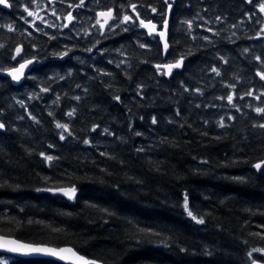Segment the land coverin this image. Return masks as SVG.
Masks as SVG:
<instances>
[{
	"label": "trees",
	"instance_id": "trees-1",
	"mask_svg": "<svg viewBox=\"0 0 264 264\" xmlns=\"http://www.w3.org/2000/svg\"><path fill=\"white\" fill-rule=\"evenodd\" d=\"M8 1L0 70L36 63L18 85L0 76V234L69 245L103 264L264 261L252 252L264 249V165L253 167L264 160V113L255 111L264 108V0ZM168 5L164 56L138 26H161ZM23 7H42L24 36ZM106 10L113 18L102 28ZM181 58L170 76L156 67ZM73 187L74 198L56 191ZM185 194L204 223L187 215Z\"/></svg>",
	"mask_w": 264,
	"mask_h": 264
},
{
	"label": "snow or ice",
	"instance_id": "snow-or-ice-1",
	"mask_svg": "<svg viewBox=\"0 0 264 264\" xmlns=\"http://www.w3.org/2000/svg\"><path fill=\"white\" fill-rule=\"evenodd\" d=\"M250 2H251V0H250ZM83 3H84V0H80V5H83ZM0 4L6 5V6H9V7L11 6L8 3V0H0ZM80 5H78V6H80ZM130 7H131L132 11L134 13H136L137 16H139V13L136 12L137 5L130 4ZM259 7H260V10L262 12H264V2H261L259 4ZM152 11L155 12L156 9L153 8ZM28 14L30 16L34 15L33 12H29ZM99 15L102 16V17H105L104 24H107L108 20L112 19V11L111 10H109L107 12H101ZM71 19H73V17H71V15L69 14V20H71ZM132 19H133L132 16L125 15L123 17V21L122 22L131 21ZM97 23L99 24L100 21L98 20ZM140 25L145 27V28H148L149 29V34H151L153 31H155V28H156V25L152 24L150 21L148 23H145L143 20H141L140 21ZM101 26H103V25H101ZM7 27L9 29H12V25H7ZM262 31H264V29H262ZM160 35L163 36L164 33L161 32ZM0 47H2V45H0ZM141 47H145V45H141ZM165 48H167V44H165ZM245 51H247V49H245ZM16 54L17 55L21 54V48L18 47L16 49ZM13 59H15V57H13ZM256 59L259 60L260 57H256ZM31 63H33L32 60H25L24 63L19 64L18 68H13V69L8 70L9 74L12 75V78L14 80H19L21 78V76L23 75V69L25 67H27V65H29ZM182 63H183V58L177 60L174 63L166 64L163 67L168 70V72L166 74H171V70L173 68L181 67ZM156 67L158 69H160L161 66L157 65ZM212 71L217 72V74H219V70L218 69L213 68ZM260 76H261L262 79H264V73H260ZM43 91H48V90L47 89H43ZM197 91H199V89H197ZM245 95L251 96V95H253V93L252 92H247V93H245ZM57 99H59V97H57ZM76 99L78 100L79 97H76ZM116 99L118 100L119 97L117 96ZM221 99H223V97ZM257 99H259V97H257ZM227 100L229 102H231L233 100V96L232 95L227 96ZM255 111L259 112V113H264V108H257V109H255ZM74 114H75V109H73L71 112L67 113L68 116H73ZM155 122H156L155 117H153V123H155ZM56 126H57V128H61V129H64V130H68V127H69L67 124H62V123H59V122H57ZM220 126L223 127L224 126L223 123H221ZM3 127H5V125L3 123H0V128H3ZM260 127H264V125H260ZM104 131H107V129H105ZM137 135H139V133H137ZM60 138L64 139V135L61 134ZM84 143L87 144V143H90V141L85 140ZM41 155H44V154L41 153ZM46 159L51 161V160L54 159V157L53 156H47ZM262 165H264V160H262L260 163L254 164L253 167L259 170V169H261ZM236 179L243 180L244 178L237 177ZM48 191H53V189H48ZM56 191L63 192L69 198H74L76 189L74 187L73 188H59V189H56ZM183 207L187 211V215L190 216L193 220H197L198 223H204L203 219H197V217L189 209L187 194H185V197H184V205H183ZM105 211H107V210L105 209ZM28 223H32V221H28ZM140 231H148V232H150L151 230L150 229L149 230L140 229ZM253 235H256V234H253ZM15 243H16L15 241H10V240H7V239H5L3 237H0V247L8 248V246L10 244H15ZM9 250L10 251H24V250H27V251H31V252H45V253H48L50 255L59 256V258L63 259V260H73L74 264H97L96 261L88 260L85 257L80 256L79 254L74 252L73 249H71V248L56 250V249H48V248H32V247L20 245V246H17V247H12ZM252 252H264V249L254 248V249H252ZM252 252L248 253L249 257L252 256ZM62 253H68L69 255H62Z\"/></svg>",
	"mask_w": 264,
	"mask_h": 264
},
{
	"label": "water",
	"instance_id": "water-1",
	"mask_svg": "<svg viewBox=\"0 0 264 264\" xmlns=\"http://www.w3.org/2000/svg\"><path fill=\"white\" fill-rule=\"evenodd\" d=\"M169 1H172V0H169ZM8 3H9V1H8ZM0 7L2 9H4V10H9L10 9L9 6L2 5V4H0ZM107 11H109V10L99 11L97 13L98 19L102 20V23H101V25H103L102 27H104L106 25V24H104L105 17H102L99 14L101 12H107ZM111 11H112V16H113V10H111ZM171 11H172V5H168L167 8H166V14H165V17H164V20H163L161 26H159L157 23H155L152 20L144 21L145 23H148L150 21L152 24L156 25L155 31H153L151 34H149V29L148 28H145V27H143L141 25L139 26L140 30L145 31L150 36L153 35V36H156L158 38L160 44L162 45V52H163L164 56L166 55V53H167V51L169 49V45H168V27H169V20H170V17H171ZM161 32L164 33L163 36L160 35ZM165 44H167V48H165ZM18 47L21 48V46H18ZM15 55H17L16 51H15ZM29 60H32L33 63L27 65V67H25L23 69V75L21 76V78L19 80H14L12 78V75L9 74L8 70L13 69V68H18L19 64L24 63L25 61L20 62L18 65L14 66L12 68L5 69V70H0V76H4V77L9 78V80L11 81V83L13 85L20 84L24 80L25 76L28 74V72L31 70V68L35 64L33 59H29ZM164 65H166V64H161L160 65L161 66L160 69H163L165 71V73H167L168 70L163 67ZM173 69H178V68H173ZM166 75L170 76V74H166ZM3 130H4V127L0 128V131H3ZM57 193L65 195L63 192H60V191H57ZM65 196L68 197L67 195H65ZM0 237H3L5 239H7V240L16 242L15 244H10L8 246V248L0 247V253H2V254H7V255H11V256H15V257H20V258H46V259H51V260H54V261H57V262H60V263H64V264H74L73 260H63V259H60L59 256L50 255V254L45 253V252H31V251H27V250H24V251H10L9 250L12 247H17V246H20V245L28 246V247H32V248H48V249H56V250L71 248V249H73L74 252H76L80 256H83V257H85L88 260L96 261L97 264H103L102 262H100V261H98L96 259L89 258L87 256H84V255L80 254L72 246H69V245L52 246V245H49V244H42V243H29V242H25V241L19 240L17 238L11 237V236H5V235H1V234H0ZM62 255H69V254L68 253H62ZM263 255H264V252H263ZM251 264H264V261L253 260Z\"/></svg>",
	"mask_w": 264,
	"mask_h": 264
},
{
	"label": "flooded vegetation",
	"instance_id": "flooded-vegetation-1",
	"mask_svg": "<svg viewBox=\"0 0 264 264\" xmlns=\"http://www.w3.org/2000/svg\"><path fill=\"white\" fill-rule=\"evenodd\" d=\"M24 9V12L22 11L20 13L21 17H20V22L22 23L21 25V29H20V34H22V36L26 35V25H27V22H26V17H27V12L25 10V8L23 7Z\"/></svg>",
	"mask_w": 264,
	"mask_h": 264
},
{
	"label": "rangeland",
	"instance_id": "rangeland-1",
	"mask_svg": "<svg viewBox=\"0 0 264 264\" xmlns=\"http://www.w3.org/2000/svg\"><path fill=\"white\" fill-rule=\"evenodd\" d=\"M26 10V9H25ZM41 10H42V7H40V8H38L37 9V13L35 14V15H27V17H26V22H27V19H28V17H30L31 19H34L33 20V22H37V21H40V20H42V18L40 19V14H41ZM27 11V10H26ZM28 14V13H27ZM36 18V19H35ZM98 20V19H97ZM100 21V20H99ZM97 22V21H96ZM0 261L1 262H4L5 261V259H3L2 257H0Z\"/></svg>",
	"mask_w": 264,
	"mask_h": 264
},
{
	"label": "bare ground",
	"instance_id": "bare-ground-1",
	"mask_svg": "<svg viewBox=\"0 0 264 264\" xmlns=\"http://www.w3.org/2000/svg\"><path fill=\"white\" fill-rule=\"evenodd\" d=\"M115 15V14H114Z\"/></svg>",
	"mask_w": 264,
	"mask_h": 264
}]
</instances>
